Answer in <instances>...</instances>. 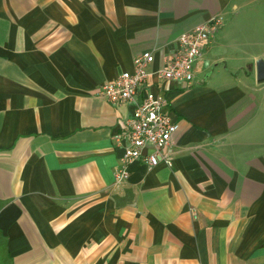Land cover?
Masks as SVG:
<instances>
[{
    "label": "crops",
    "instance_id": "0c3cea01",
    "mask_svg": "<svg viewBox=\"0 0 264 264\" xmlns=\"http://www.w3.org/2000/svg\"><path fill=\"white\" fill-rule=\"evenodd\" d=\"M255 3L0 0V264H264V50L236 27ZM212 17L190 86L150 78L171 166L116 184L133 106L98 90Z\"/></svg>",
    "mask_w": 264,
    "mask_h": 264
},
{
    "label": "built area",
    "instance_id": "2783aa9c",
    "mask_svg": "<svg viewBox=\"0 0 264 264\" xmlns=\"http://www.w3.org/2000/svg\"><path fill=\"white\" fill-rule=\"evenodd\" d=\"M220 24V17H212L192 30L181 33L176 39L174 50L155 70L152 68L153 52L138 54L133 58L132 72L121 73L98 90L97 95L113 105L129 103L133 106L116 137L126 143L121 165L115 172L116 184L127 180V166L134 161H140L149 168L160 163L171 166L170 146L178 125L164 111L166 100L161 93L153 92L150 78L153 77L157 83L179 82L190 86L194 81L195 64L206 42Z\"/></svg>",
    "mask_w": 264,
    "mask_h": 264
},
{
    "label": "rangeland",
    "instance_id": "374dc122",
    "mask_svg": "<svg viewBox=\"0 0 264 264\" xmlns=\"http://www.w3.org/2000/svg\"><path fill=\"white\" fill-rule=\"evenodd\" d=\"M236 27L238 34H243L249 41H255L257 52H262L264 50V0H256L254 8L249 9L247 15L237 21Z\"/></svg>",
    "mask_w": 264,
    "mask_h": 264
},
{
    "label": "water",
    "instance_id": "95a60500",
    "mask_svg": "<svg viewBox=\"0 0 264 264\" xmlns=\"http://www.w3.org/2000/svg\"><path fill=\"white\" fill-rule=\"evenodd\" d=\"M255 79L257 82H264V60L257 59L254 62Z\"/></svg>",
    "mask_w": 264,
    "mask_h": 264
}]
</instances>
